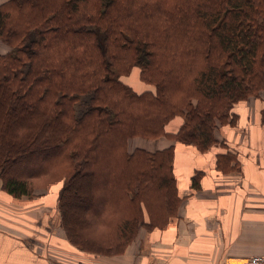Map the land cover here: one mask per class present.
<instances>
[{
  "label": "trees",
  "instance_id": "obj_1",
  "mask_svg": "<svg viewBox=\"0 0 264 264\" xmlns=\"http://www.w3.org/2000/svg\"><path fill=\"white\" fill-rule=\"evenodd\" d=\"M0 37L14 48L0 54L2 188L20 198L62 183V227L98 255L164 229L182 202L175 147L130 153L128 139L206 151L264 89V0H8ZM136 67L154 91L123 79ZM103 223L113 230L97 234Z\"/></svg>",
  "mask_w": 264,
  "mask_h": 264
},
{
  "label": "crops",
  "instance_id": "obj_2",
  "mask_svg": "<svg viewBox=\"0 0 264 264\" xmlns=\"http://www.w3.org/2000/svg\"><path fill=\"white\" fill-rule=\"evenodd\" d=\"M7 1L0 0V5ZM261 107L252 98L246 105H236L237 124L221 125L223 135L216 134L217 144L206 151L166 136L143 147L149 151L175 147L182 202L167 227L140 228L121 255L94 254L70 242L56 222V188L45 197L17 198L2 192L0 181V264H26L18 259L19 250L41 256L26 260L32 264H246L253 255H264ZM3 207L9 218L3 219ZM22 241L29 242L32 252Z\"/></svg>",
  "mask_w": 264,
  "mask_h": 264
},
{
  "label": "rangeland",
  "instance_id": "obj_3",
  "mask_svg": "<svg viewBox=\"0 0 264 264\" xmlns=\"http://www.w3.org/2000/svg\"><path fill=\"white\" fill-rule=\"evenodd\" d=\"M14 52V48L9 45L5 40H3L1 37H0V54L2 55H8V54H11ZM123 79L128 83L130 84L135 90H137L138 92H143L145 90H151V91H154L155 89V86H151V85H148L146 84L145 82L141 81L140 79V69L139 67H136L134 68L133 72L131 73L130 76L128 77H123ZM250 99H254L257 101V103L259 102L262 107L260 108V111H261V114L259 113V117L258 119L260 120L261 118H263L264 120V89H261L259 92H258V95L255 96H250L249 97ZM248 98V99H249ZM247 101H242L241 103L246 105L247 104ZM246 103V104H245ZM86 109V106L84 105V101L82 99L79 100V111L78 113L79 114H82V112ZM245 109L242 107L241 108V111H244ZM258 110V108H257ZM182 121L183 119L181 117H177L176 119H174L169 125H167V130L170 131V132H176L180 125L182 124ZM230 122V121H229ZM221 124L218 123V128L216 130V134L217 135H223L222 134V131H221V128H220ZM178 128V129H177ZM241 134H242V131H241ZM160 137H164V136H160ZM159 138V137H158ZM151 139H156V138H146L145 136H139V135H136V136H133V137H130L128 139V150L130 153H133L136 149H145L143 147H145L146 145H150L152 144L154 141L156 140H151ZM153 145V144H152ZM147 150V149H145ZM149 151V150H148ZM151 152H154V151H151ZM1 181V179H0ZM1 184H2V181H1ZM37 184V183H36ZM47 183L45 184H42V183H39L36 185V189L32 195V197L36 196V197H45L47 196L48 194H51L53 188H56V192H57V200H56V203H55V217H56V222H59V224L61 225L62 227V224H61V216H60V210H59V207H58V200H59V193H60V190L62 187V183H55L53 184L50 188H47ZM57 187H59L60 189H58ZM5 190H3L2 188V192H4ZM6 192V191H5ZM29 197V196H28ZM9 210L7 211V208L3 207V212H2V215H3V219L4 218H9ZM4 215H7V216H4ZM14 216L17 215V214H13ZM26 215H21L20 218L23 219L25 218ZM63 228V227H62ZM142 228V227H141ZM64 229V228H63ZM146 229V228H145ZM113 230V227L111 224L107 225V223H103V226L99 227L97 230H96V233L97 234H105V233H109ZM65 231V230H64ZM137 238V236H136ZM135 238V239H136ZM23 244H25V246L27 247V249L32 252L31 248H30V245H29V242L27 241H22ZM133 243V242H132ZM21 245L19 244V248ZM99 255H102V254H99ZM117 255H121V254H117ZM117 255H112V256H117ZM107 256V255H105ZM109 256V255H108ZM254 256V255H253ZM35 259V258H41L40 257H34V255L32 253H29V252H25V251H21L19 250V256H18V259L19 260H24L26 262V264H32L31 262H28L26 260H29V259ZM251 258V257H250ZM249 258V259H250ZM249 261V260H248ZM247 261V262H248ZM246 262V263H247ZM35 264H37L36 262H34Z\"/></svg>",
  "mask_w": 264,
  "mask_h": 264
},
{
  "label": "built area",
  "instance_id": "obj_4",
  "mask_svg": "<svg viewBox=\"0 0 264 264\" xmlns=\"http://www.w3.org/2000/svg\"><path fill=\"white\" fill-rule=\"evenodd\" d=\"M246 264H264V255H254Z\"/></svg>",
  "mask_w": 264,
  "mask_h": 264
}]
</instances>
